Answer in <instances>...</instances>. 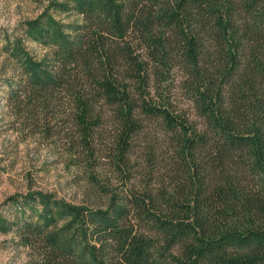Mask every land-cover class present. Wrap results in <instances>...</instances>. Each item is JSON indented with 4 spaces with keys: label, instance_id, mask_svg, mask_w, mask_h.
I'll use <instances>...</instances> for the list:
<instances>
[{
    "label": "trees",
    "instance_id": "16d2710c",
    "mask_svg": "<svg viewBox=\"0 0 264 264\" xmlns=\"http://www.w3.org/2000/svg\"><path fill=\"white\" fill-rule=\"evenodd\" d=\"M58 5L83 22L47 12L25 22L28 37L53 47L56 64L5 36L20 71L7 106L49 136L67 98L70 152L81 148L88 162L112 107L117 183L90 173L99 198L84 203L14 195L20 214L0 212V231L36 250L34 264H264V0ZM176 67L201 126L161 92ZM149 118L162 127L165 152L159 163L149 151L138 170L130 149Z\"/></svg>",
    "mask_w": 264,
    "mask_h": 264
},
{
    "label": "rangeland",
    "instance_id": "374dc122",
    "mask_svg": "<svg viewBox=\"0 0 264 264\" xmlns=\"http://www.w3.org/2000/svg\"><path fill=\"white\" fill-rule=\"evenodd\" d=\"M70 0H0V212L8 218L20 214L11 199L14 195L25 196L30 192L43 191L55 194L69 202L84 203L99 198L90 186V173L101 181L114 177L113 157L115 149V130L118 123L114 119L113 108L105 106L102 123L96 128L94 149L90 161L81 148L76 153L72 149L69 132L72 120V103L64 99V104L56 107L58 121L52 122V133L43 134L38 126H28L30 120L23 114H14L9 109L8 92L16 80H20L13 61L7 59L4 51L5 36L18 37L28 52L37 60L56 64L53 47L34 41L25 32V22L35 19L44 12L52 14L64 23L83 22V16L74 10H67L58 4H69ZM183 76L178 67L169 74L167 81L160 87L167 95L171 107L197 126L204 120L197 114L192 101L182 88ZM159 89V90H160ZM61 106V107H60ZM57 118V117H56ZM144 130L135 135L130 149L131 162L142 167L146 164L145 155L152 151L155 160L161 163L165 148L164 134L160 123L146 119ZM78 151V152H77ZM140 157L138 160L135 159ZM148 165L150 161L147 160ZM116 186V185H115ZM88 193V197L83 192ZM27 208V217L31 209ZM38 252L19 243L16 232L0 231V264H34Z\"/></svg>",
    "mask_w": 264,
    "mask_h": 264
}]
</instances>
